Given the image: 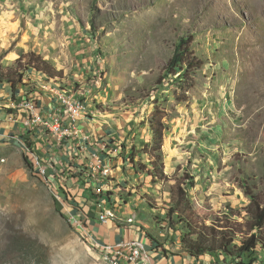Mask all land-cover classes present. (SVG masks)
Returning <instances> with one entry per match:
<instances>
[{"label": "rangeland", "instance_id": "obj_1", "mask_svg": "<svg viewBox=\"0 0 264 264\" xmlns=\"http://www.w3.org/2000/svg\"><path fill=\"white\" fill-rule=\"evenodd\" d=\"M38 71L95 81L100 111L134 122L138 217L180 250L194 232H227L236 256L214 264H264V249L240 253L249 228H203L244 225L246 186L264 198V0H0V77L28 90ZM48 183L20 141H0V264H105Z\"/></svg>", "mask_w": 264, "mask_h": 264}, {"label": "crops", "instance_id": "obj_2", "mask_svg": "<svg viewBox=\"0 0 264 264\" xmlns=\"http://www.w3.org/2000/svg\"><path fill=\"white\" fill-rule=\"evenodd\" d=\"M20 84L13 86L11 82L0 81V141L9 143L16 142L19 138H31L40 153L52 157L49 170L51 186L64 200L61 201L64 214L74 217L87 239L96 245L139 239L146 245L147 257L138 264H194L195 256L179 249L178 235L173 230L164 223L155 225L148 221L149 216L143 212V217H138L130 205L135 202L132 206L140 212L141 205L136 200L139 198L138 192L133 191L137 184L134 176L141 178L135 173L138 157L132 153L133 137L127 132L135 125L131 118L105 112L93 120L83 119L79 122L78 137H73L63 146L51 145L43 130L27 132L21 122L26 116L25 110L12 108L10 105L13 99L21 101L25 97H33L41 108L48 110L49 96L33 86L26 90L25 84ZM86 135L91 136L87 145L84 141ZM96 138L109 142L110 149L102 153V159L104 164L112 168V184L119 181L120 188L114 194H98L97 184L102 183L103 178L97 176L89 180L86 176L92 170V165L98 163V160H93V153L98 150ZM101 201L103 206L100 208ZM142 201L145 199L142 198ZM108 207L115 210L117 219L104 223L99 215L103 208ZM133 216L135 221L128 223L127 218ZM201 260L209 262L210 259L205 256Z\"/></svg>", "mask_w": 264, "mask_h": 264}, {"label": "built area", "instance_id": "obj_3", "mask_svg": "<svg viewBox=\"0 0 264 264\" xmlns=\"http://www.w3.org/2000/svg\"><path fill=\"white\" fill-rule=\"evenodd\" d=\"M30 81L34 89L49 96L48 110L41 108L33 97H25L20 105L25 110L26 116L22 119V126L27 132L33 133L37 130H43L44 135L49 138L51 145L63 146L68 140L80 135L79 122L81 120H93L102 116L105 112L100 111L99 106L92 102L93 88L97 87L94 81L88 83L75 82L62 83L49 77L42 71L34 72L30 75ZM12 107V106H11ZM15 108V107H12ZM91 136H84L85 145L90 141ZM24 146L29 159L44 180L51 184L49 170L52 166V157L45 156L31 142V138L18 139ZM98 146L97 152L93 153V160L98 163L92 165V170L88 171L87 179L101 176L102 183L97 184V193H115L119 187H115L111 182L112 168L103 163L102 153L108 151L109 142L107 140L95 139ZM49 154V152H48ZM92 160V161H93ZM91 161V162H92ZM103 201L99 207L103 206ZM99 219L106 223L110 220L117 219L116 212L113 208H103L100 211ZM135 216L127 218L128 223H133ZM77 222V221H76ZM104 257L105 264H138L147 257L146 245L139 239L120 241L116 243L97 244ZM128 251L125 250L128 248ZM264 249V248H262ZM261 251V250H260ZM202 257H194V264H214L216 260H201Z\"/></svg>", "mask_w": 264, "mask_h": 264}, {"label": "trees", "instance_id": "obj_4", "mask_svg": "<svg viewBox=\"0 0 264 264\" xmlns=\"http://www.w3.org/2000/svg\"><path fill=\"white\" fill-rule=\"evenodd\" d=\"M176 61V62H175ZM175 63L178 65H183L186 63L187 60H182V56L177 55L175 58ZM190 62L187 63V71L184 69V72H188L190 68ZM0 81H4L2 77H0ZM13 86H16L21 80H11L10 81ZM155 164L153 172L147 170L149 177H152V181L157 177L156 174L159 170H162L161 167ZM149 169V168H148ZM150 177V178H151ZM157 179V178H156ZM182 189V188H181ZM246 194L251 197L252 201L251 204L247 207V212L249 215L248 220L245 222L244 225L239 222H232V225H222L220 221L218 223H214L211 226L204 225L203 228H249L251 230V235L244 240H240V245L238 246L240 253L242 255H249L251 257L256 256L258 257V253L260 250L264 248V240L259 236L257 233L258 230H262L264 228V198H259L261 195L256 196V194L246 186ZM102 195V194H101ZM262 197V196H261ZM238 223V224H236ZM237 225V226H236ZM196 233V234H195ZM220 237L215 232H210L207 236H200L198 232H194V235L197 238L187 239L184 241V251H186L191 256L195 257H205L207 255H212L219 250L223 251L224 254L229 255L230 257L236 256L233 252V248H231V244L233 239L228 236L227 232H223ZM210 238V240L206 239ZM239 257V256H237ZM240 257H242L240 255ZM239 257V259H241ZM236 258V257H235ZM258 259H254L250 262V264H260L257 262ZM238 264H248L239 260Z\"/></svg>", "mask_w": 264, "mask_h": 264}]
</instances>
